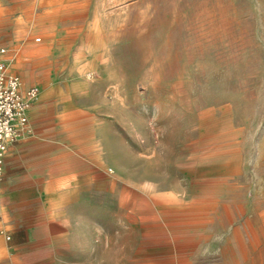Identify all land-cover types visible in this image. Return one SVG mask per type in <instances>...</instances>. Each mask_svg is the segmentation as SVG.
<instances>
[{"label":"rangeland","instance_id":"1","mask_svg":"<svg viewBox=\"0 0 264 264\" xmlns=\"http://www.w3.org/2000/svg\"><path fill=\"white\" fill-rule=\"evenodd\" d=\"M1 47L107 164L77 240L1 231L0 264H264V0H0Z\"/></svg>","mask_w":264,"mask_h":264},{"label":"crops","instance_id":"2","mask_svg":"<svg viewBox=\"0 0 264 264\" xmlns=\"http://www.w3.org/2000/svg\"><path fill=\"white\" fill-rule=\"evenodd\" d=\"M66 97L70 95H62L54 82L40 88L27 111L28 129L7 147V171L0 182L7 207L0 204V232H31L23 241L14 236V246L41 247L53 231L77 240L80 236L69 232L90 224L85 208L94 200L96 169L107 164V149L103 154L97 149L95 128L84 119L87 107L65 106ZM89 132L91 138L85 140ZM75 184L83 187L75 190Z\"/></svg>","mask_w":264,"mask_h":264},{"label":"built area","instance_id":"3","mask_svg":"<svg viewBox=\"0 0 264 264\" xmlns=\"http://www.w3.org/2000/svg\"><path fill=\"white\" fill-rule=\"evenodd\" d=\"M6 50L0 48V53ZM17 74L9 72L6 59H0V179L3 174L7 147L28 129L29 106L38 98L37 85H29L22 92Z\"/></svg>","mask_w":264,"mask_h":264},{"label":"bare ground","instance_id":"4","mask_svg":"<svg viewBox=\"0 0 264 264\" xmlns=\"http://www.w3.org/2000/svg\"><path fill=\"white\" fill-rule=\"evenodd\" d=\"M56 1V0H55ZM92 29V28H91ZM35 41H39L40 40V37H35L34 38ZM34 43V42H33ZM31 46V44L27 45L26 47L23 48V50L29 48ZM18 62V61H17ZM46 80V79H45ZM47 82V81H46ZM52 87V86H51ZM264 217V216H263Z\"/></svg>","mask_w":264,"mask_h":264}]
</instances>
